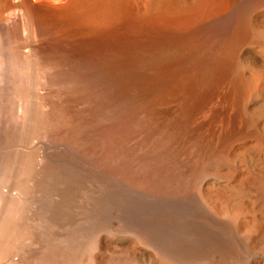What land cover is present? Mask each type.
I'll return each instance as SVG.
<instances>
[{
  "label": "bare ground",
  "instance_id": "1",
  "mask_svg": "<svg viewBox=\"0 0 264 264\" xmlns=\"http://www.w3.org/2000/svg\"><path fill=\"white\" fill-rule=\"evenodd\" d=\"M133 1L0 0V264H82L132 194L187 205L200 259L264 258L208 190L251 165L264 202V0Z\"/></svg>",
  "mask_w": 264,
  "mask_h": 264
},
{
  "label": "rangeland",
  "instance_id": "2",
  "mask_svg": "<svg viewBox=\"0 0 264 264\" xmlns=\"http://www.w3.org/2000/svg\"><path fill=\"white\" fill-rule=\"evenodd\" d=\"M180 1V9L190 6L187 3L190 0ZM155 2L153 3L152 0H137L133 1V6L136 4V11L142 13L144 9H147L146 6L152 8ZM184 3L188 6L185 5L186 7H182ZM150 4H152L151 7ZM141 10L143 11L141 12ZM238 151H240V148L235 152ZM252 170L253 167L251 165L239 168L234 175L233 182H231L232 185L223 180L214 179L208 183V190L213 200L216 201V205L219 206L220 211H223L221 209L224 208V211L227 213L228 211H233L241 217L242 232H248L251 229H254L256 232L258 231V234L255 236L256 238H254V248L260 251L264 247V202L258 201L256 198L254 199V196L248 192L245 194L238 193L239 188H244L247 185L246 180ZM237 187L238 189H236ZM145 198L143 199L142 196L140 198L138 194H132L128 198L127 203H115L113 212H111V216L109 215L110 221L111 217H113V220L109 222V224H112L113 232L111 231V234L100 232L97 248L93 255L83 257L84 261L82 264H237V262L235 263L224 259L219 254L216 255L217 253H214L208 258H202L203 253H201V259L197 257L196 250L194 251L195 244L193 243L196 226L190 223L189 210L186 208L187 205H178L176 202L171 201H157V199H150L147 196ZM227 198H230L229 207L227 205ZM121 207L125 208L122 209ZM182 209L184 211L187 210V212H183ZM120 214L123 219H121ZM114 215H116V218ZM254 216L257 217L255 218ZM70 221L72 224V217ZM107 222L108 220L105 218L103 223ZM103 223H100L102 226L99 224L100 229L104 227L103 225L105 224ZM190 229L194 232H191ZM192 233L194 236H191ZM202 236L203 234H200V237ZM192 249L193 252H191ZM30 252L32 254L31 250ZM192 253L195 254L193 255ZM250 259L248 258V260L239 264H264V258L252 256Z\"/></svg>",
  "mask_w": 264,
  "mask_h": 264
}]
</instances>
